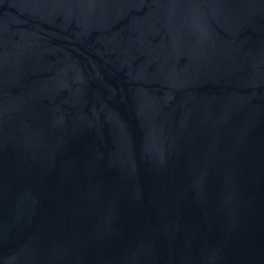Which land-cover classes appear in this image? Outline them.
Returning a JSON list of instances; mask_svg holds the SVG:
<instances>
[{"label":"water","instance_id":"water-1","mask_svg":"<svg viewBox=\"0 0 264 264\" xmlns=\"http://www.w3.org/2000/svg\"><path fill=\"white\" fill-rule=\"evenodd\" d=\"M0 264H264V0H0Z\"/></svg>","mask_w":264,"mask_h":264}]
</instances>
